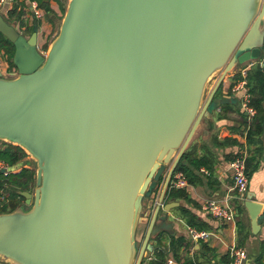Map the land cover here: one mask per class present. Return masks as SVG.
<instances>
[{
    "label": "water",
    "instance_id": "obj_1",
    "mask_svg": "<svg viewBox=\"0 0 264 264\" xmlns=\"http://www.w3.org/2000/svg\"><path fill=\"white\" fill-rule=\"evenodd\" d=\"M36 29L25 36L0 14L17 70L0 72V141L36 163L34 192H18L30 207L0 214V262L141 264L167 231L178 203L166 191L225 77L249 61L264 74V0H68L46 54ZM168 164L138 247L144 197Z\"/></svg>",
    "mask_w": 264,
    "mask_h": 264
},
{
    "label": "crops",
    "instance_id": "obj_2",
    "mask_svg": "<svg viewBox=\"0 0 264 264\" xmlns=\"http://www.w3.org/2000/svg\"><path fill=\"white\" fill-rule=\"evenodd\" d=\"M28 2V0H24L14 5L4 4L0 9L4 20L8 17V11L13 7H18L17 9L23 11L19 20L13 16L10 21L25 36L32 33L29 31L31 26L34 24L36 27L39 26L40 19L43 17V11L39 8L38 15L33 14ZM49 3L57 16H61L60 4L62 2L49 0ZM38 34L37 32V44ZM0 57L3 58V56ZM241 67H247L249 74L250 70L259 67V62L249 61L225 77L220 85L221 92L218 94L221 101L212 113L202 118L188 145L193 147L195 158L202 157L207 166L195 169L186 164L189 168L187 176L183 172L177 171L185 176L187 185L179 189L174 188L175 191H178L177 195L167 199L168 202L178 203L177 207L167 213L166 220L171 225V231H164L158 236L156 234L153 238V250H164L165 261L172 258L181 264L186 262L191 264H226V259L232 262L231 247L237 246L246 251V259L243 264H257L255 260L260 253H263L261 264H264V224L260 226L257 233H253L248 212L244 207L246 195L250 193L254 195L253 199L256 202L264 206V141L262 134L256 139H247L250 121L238 104V101L241 102V90L237 89L238 82L242 79L239 72ZM9 68L12 69L15 66H9ZM246 80H248L247 75ZM262 103L264 106V99ZM241 149L247 153L248 171V188L243 200L238 198L233 188V179L229 169L230 161ZM208 199L228 204L234 210V219L224 223L212 217L203 209V205ZM189 221H191L190 225ZM237 221L240 222L244 234L240 242L237 235ZM187 226L200 227L210 231L212 235L205 241H192L187 233ZM154 251L143 258V264H147L148 260L154 257Z\"/></svg>",
    "mask_w": 264,
    "mask_h": 264
},
{
    "label": "trees",
    "instance_id": "obj_3",
    "mask_svg": "<svg viewBox=\"0 0 264 264\" xmlns=\"http://www.w3.org/2000/svg\"><path fill=\"white\" fill-rule=\"evenodd\" d=\"M37 2V7L43 11V18L46 22L50 23L51 25H55L57 22H59L62 19V16L65 12V7L63 4H60V10L62 15L57 16L56 12L50 7L49 0H35ZM18 7H13L12 10L8 11L7 15L8 17L5 19L6 22L12 24V21H10V18L15 16V19H20L23 11L17 9ZM36 25L30 27L29 31L33 32L35 30ZM14 54V45L4 36L0 33V56H3L6 58L8 65L10 67H14V63L12 61V57ZM247 84L249 87V92L251 94V101L250 104L255 108L256 114L252 121L250 122L248 133H247V139L252 140L256 139L257 137L262 134L263 131V120H264V106H263V99H264V74L260 67L253 68L252 71L250 70V73H247ZM221 92V87L218 90V94ZM2 145H0V161H3L9 165L15 166L18 164L23 157L26 156L25 152L18 146L13 145L11 143H7L2 141ZM190 166V168L198 169L201 166H207L206 162L202 160L201 158H195V155H193V147L188 146V148L184 151L181 159L179 160L175 172L181 171L187 176V172L189 168L187 165ZM246 172L247 171V160H246ZM173 173V174H174ZM192 173V172H191ZM164 180V174L163 172H160V174L154 179L155 187L152 192H154L157 189V186L161 185ZM35 183V171L29 168H23L17 173H9L6 175L1 174L0 175V196H2L6 191L10 190V195L8 196L9 202L6 204L4 203L1 205L0 200V214L11 212L15 210L17 207L20 206L21 200L24 199L22 195H20L19 191H28L30 187ZM178 191H175L174 188H169L166 191V201L167 199H170L172 196L177 195ZM191 223V221L188 222V224ZM190 225V224H189ZM197 229H202L200 227H197ZM168 232V231H165ZM163 232H160L157 234H161ZM237 235H238V241L240 242L241 239H243V229L240 226V222L237 221ZM263 245V244H262ZM154 251V250H153ZM152 251V252H153ZM155 255L151 259L148 260L147 264H164L165 262V252L164 250L157 249L154 251ZM262 254L260 253L258 258H256V263L261 264V258ZM144 259L142 260L143 264ZM230 260L226 259L225 263L230 264ZM184 264H191V263H184Z\"/></svg>",
    "mask_w": 264,
    "mask_h": 264
},
{
    "label": "built area",
    "instance_id": "obj_4",
    "mask_svg": "<svg viewBox=\"0 0 264 264\" xmlns=\"http://www.w3.org/2000/svg\"><path fill=\"white\" fill-rule=\"evenodd\" d=\"M24 0H0V9L4 4L14 5L15 3L23 2ZM30 10L35 15H38L37 2L35 0H28ZM242 79L238 82V90H241V109L245 112L248 120L251 122L256 114L255 108L250 104L251 94L247 87V67H241L239 69ZM0 72L3 77L11 78L16 76V68H9L7 60L0 57ZM247 153L244 149L239 150L229 163V169L233 179V188L240 200L245 198V194L248 188V175L246 172V159ZM23 159L15 166L9 165L3 161H0V175H6L9 173H17L23 168H27L26 164L23 163ZM171 188H183L187 185V180L181 172H176L169 184ZM1 205L8 203V196H0ZM203 209L211 214L212 217L220 222H230L234 219V210L228 204H221L215 199H208L203 205ZM262 215L264 217V206L262 207ZM187 233L192 241H205L210 238L212 233L205 229H197L195 227L187 226ZM230 255L232 262L230 264H243L246 259V251L242 247L233 246L230 249ZM2 264V263H1ZM164 264H181L172 258L167 259Z\"/></svg>",
    "mask_w": 264,
    "mask_h": 264
},
{
    "label": "rangeland",
    "instance_id": "obj_5",
    "mask_svg": "<svg viewBox=\"0 0 264 264\" xmlns=\"http://www.w3.org/2000/svg\"><path fill=\"white\" fill-rule=\"evenodd\" d=\"M60 1L62 2L63 6L66 8L68 0H60ZM60 15H62V13ZM40 20L41 21H40L39 26L37 25V32L39 33L38 34V38L39 39H38L37 49H38V51L40 53L46 54L50 43L52 42V40L56 37V35L58 33L59 25H60L61 20L59 22H57L54 26H52L50 24H47L45 22V20L43 19V17ZM42 29L45 30L46 32L43 31ZM3 58H4V55H3ZM239 67L240 66L235 67L232 70V72L236 71ZM219 74H220V72H216L214 75H212L210 77V79L208 80V82L206 84V90H205L206 93L209 92V90L211 89L212 85L214 84L216 78L219 77ZM238 104L241 107V102L240 101H238ZM1 142L2 141H0V145H2ZM25 154H26V156L22 158L24 160L23 163L26 164L27 168L34 170L35 173H36V163L29 157V155L27 153H25ZM169 167H170V164L165 166V168L163 169L164 176H166ZM162 186H163V184L160 185V186L158 185L157 189L150 194V197L149 196H145L144 197L143 208H142L141 213H140L141 218H140V221L137 224L136 235H135L138 247L140 246V244L142 242V239H143V236L145 234L149 219H150L151 214H152V212H153V210H154V208H155V206L157 204L159 195H160L161 190H162ZM34 189H35V183L30 187V189L28 191L30 193H33ZM4 195L9 196L10 195V190L6 191L4 193ZM24 201H25L24 199L21 200L20 206H24L26 209L29 208L30 207L29 205L25 206V204H24L25 202ZM157 222L161 223V221H157ZM168 223L169 222H166V223L162 222L161 224L163 225V227L166 228V230H170L171 231V225L168 224ZM156 229H157V227H156ZM1 263L4 264L3 262H0V264Z\"/></svg>",
    "mask_w": 264,
    "mask_h": 264
}]
</instances>
